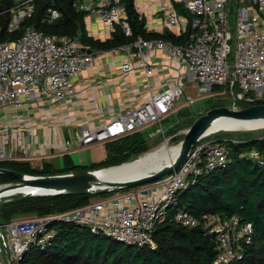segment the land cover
Instances as JSON below:
<instances>
[{"label":"built area","instance_id":"obj_1","mask_svg":"<svg viewBox=\"0 0 264 264\" xmlns=\"http://www.w3.org/2000/svg\"><path fill=\"white\" fill-rule=\"evenodd\" d=\"M152 3L147 17L153 22L161 20L166 29L183 41L173 43L137 36L123 44L127 53L118 60V66L123 74L132 73L128 52L133 50L145 74L156 66L163 67L164 74L159 79L164 85L151 89L140 104L123 109L101 126H81L71 140L63 142L64 150L109 141L158 122L171 111L185 86L196 87V95L200 96L211 92L212 86L227 84L235 100L264 101V0H152ZM73 5L97 17L102 25L99 33L105 40H110L116 30L125 37L131 35L123 0L84 3L76 0ZM134 9L141 19L142 7L134 4ZM7 10L10 19L6 31L14 32L31 15L33 0H12ZM58 16L56 9H47V22ZM153 51L165 55L166 62L157 65L147 60ZM95 53L82 47L76 36L45 34L31 26L24 27L16 40L0 41V111L6 107L28 119L29 106L36 98L53 102L69 98L74 93L72 78L90 65ZM185 97L192 102L191 96ZM20 113L15 116H21ZM28 133L15 137L6 150H1L0 158L14 151L25 152L31 143ZM240 141L243 140L208 139L204 135L165 179L114 191L62 211L13 218L0 224V264H22L30 248L48 247L57 232V223L85 228L125 245L153 249V231L163 220L197 227L206 235L214 251L212 264L241 260L244 246L252 241L250 221L237 214L226 218L206 214L197 219L176 203L177 194L198 176L229 162L227 142ZM244 155L257 164L263 163L255 148Z\"/></svg>","mask_w":264,"mask_h":264},{"label":"trees","instance_id":"obj_2","mask_svg":"<svg viewBox=\"0 0 264 264\" xmlns=\"http://www.w3.org/2000/svg\"><path fill=\"white\" fill-rule=\"evenodd\" d=\"M75 1L33 0L31 15L20 23L17 30L7 32L10 19L7 9L12 0H0V41L16 40L26 26L45 34L77 36L82 44L91 48L119 45L132 41L137 36L159 38L173 43L183 41L182 37H175L168 31L160 34L146 32L142 20L137 18L134 11L133 0H123L131 35L125 37L116 30L110 40L100 43L86 35L83 12L73 5ZM48 8L56 9L59 14L51 22L46 21ZM226 89L231 92L227 84L211 88L212 91L219 92ZM236 101L240 104L239 108L264 103L257 100L252 103ZM255 136L236 138L243 140L236 143L227 142L229 162L222 168L198 176L193 184H188L177 194V206L183 207L197 219L206 214H218L222 218L237 214L251 222V243L244 246L241 260L228 264H264V138L255 139ZM145 144L138 131L115 138L108 144L111 152L109 157L89 169L133 160L147 149ZM250 148L259 150L263 157L262 164H257L244 155ZM0 168L27 175L56 174L46 162L33 167L26 161L0 160ZM79 169L84 168L68 164L64 171ZM15 181L12 176L0 174V183ZM114 191L116 190L95 192L91 195L28 196L2 201L0 224L13 218L62 211L85 204L93 196L103 197ZM55 227L57 232L50 245L44 249L30 248L24 255L22 264H212L214 258L211 241L197 227H185L167 220L157 224L153 231V249L115 242L71 224L57 223Z\"/></svg>","mask_w":264,"mask_h":264},{"label":"crops","instance_id":"obj_3","mask_svg":"<svg viewBox=\"0 0 264 264\" xmlns=\"http://www.w3.org/2000/svg\"><path fill=\"white\" fill-rule=\"evenodd\" d=\"M134 4L142 7L141 19L135 9L134 11L137 18L142 20L146 32L172 33L163 26L161 20L153 22L147 17L152 11V0H133V7ZM83 18L86 35L100 43L106 42L103 34L99 33L102 25L97 17L92 13L83 12ZM123 44L126 42L107 48H91L81 43L82 47L96 53L90 65L72 78L74 93L69 98L59 102L36 98L29 106L28 119L18 111L12 112L6 107L3 108L0 111V153L2 149H7L15 137H22L26 132H29L31 143L25 152L14 151L9 156H2L0 160L26 161L33 167L46 162L56 173H63L68 164L74 166L68 156L69 150L63 149V142L71 140L81 126L91 128L101 126L116 118L123 109L140 104L151 89L163 86L165 82L159 79L164 74L163 67L156 66L149 74H145L138 66L137 56L133 50L128 52V58L133 63L132 73L123 74L120 71L118 60L127 53ZM146 59L156 62L157 65L166 62V56L159 51L151 52ZM18 113L21 116H15ZM8 119L9 122L6 121ZM254 138L262 139L264 133ZM112 140L93 143L102 144V154L100 159L92 164L103 162L109 157L111 152L108 144Z\"/></svg>","mask_w":264,"mask_h":264},{"label":"water","instance_id":"obj_4","mask_svg":"<svg viewBox=\"0 0 264 264\" xmlns=\"http://www.w3.org/2000/svg\"><path fill=\"white\" fill-rule=\"evenodd\" d=\"M218 118L262 123L264 122V103L251 104L238 109L217 106L206 110L184 130L183 137L178 142V151L170 163L136 176L110 180L99 176L97 172L130 163L139 155L133 160L116 165L97 169L72 170L50 175H27L0 168V174L9 175L16 179L15 182L0 184V202L28 196L91 195L95 192H108L157 181L182 164L191 147L201 137L208 134L210 126Z\"/></svg>","mask_w":264,"mask_h":264},{"label":"rangeland","instance_id":"obj_5","mask_svg":"<svg viewBox=\"0 0 264 264\" xmlns=\"http://www.w3.org/2000/svg\"><path fill=\"white\" fill-rule=\"evenodd\" d=\"M80 2L84 3L85 0H80ZM79 6L80 5H78V7ZM196 92V87H182L181 97L175 102L171 111L166 116L160 118V120L156 123L143 125L139 128V130H137L142 134L146 143L145 145L147 146V149L142 153H146L155 149L163 142H165L167 146H174L178 144V142L182 139L184 130L188 127L187 125L189 122L212 107L224 106L231 109L239 108V102L233 98L232 92H230L228 89L222 92L216 90L207 94L201 93L200 96H197ZM186 95H189L193 98L191 103L187 101L185 97ZM262 133H264V128L239 132L220 131L207 134L206 138L216 139L219 137H226L241 139L247 136H253ZM142 153H140L139 156L142 155ZM68 154L72 161V165L89 169L94 166V164H92L93 162H96L100 159V155L102 154V144L90 143L84 146L70 148ZM167 177L168 175L162 177L159 180L165 179ZM124 189L125 188L116 189V191ZM93 197H91V200L97 199L100 196ZM1 231L3 234L6 233L3 227L1 228Z\"/></svg>","mask_w":264,"mask_h":264},{"label":"bare ground","instance_id":"obj_6","mask_svg":"<svg viewBox=\"0 0 264 264\" xmlns=\"http://www.w3.org/2000/svg\"><path fill=\"white\" fill-rule=\"evenodd\" d=\"M264 128V122L237 121L228 118L216 119L209 128L208 134L220 131H249ZM178 151V144L167 146L165 142L138 156L134 161L123 164L119 167L98 171L97 174L110 180H116L129 176L148 173L151 170L168 164Z\"/></svg>","mask_w":264,"mask_h":264}]
</instances>
